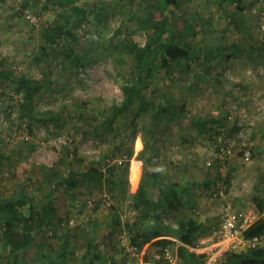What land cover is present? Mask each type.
<instances>
[{"label": "rangeland", "instance_id": "1", "mask_svg": "<svg viewBox=\"0 0 264 264\" xmlns=\"http://www.w3.org/2000/svg\"><path fill=\"white\" fill-rule=\"evenodd\" d=\"M142 1L75 0L76 4L83 5L87 10L86 22L74 29L79 36L81 52L88 57H97L95 62L88 64L84 73L76 75L69 66L61 65L59 60L47 62L48 59L43 57L40 63L36 61L44 52V28L54 21L65 23L67 19L69 8L63 0H56L55 4L48 0H0V55L15 71L47 82L38 93L37 120L32 122L20 117L17 106L20 99L13 89L9 86L0 88V154L10 157L0 164V196L13 194L20 184L26 185L28 195L42 202L50 188L41 182L40 167L57 163L64 157L65 149H77L76 162L81 169L103 164L107 178L108 166L104 159L117 146H122V153L107 163L116 165L120 168L117 171H121L128 163L129 151L133 149L128 189L132 193L137 190L140 180L136 187L134 182L139 172L142 176L145 158H149L151 153H147L143 161L139 160L144 148L141 134L131 142L136 124H121L117 131L95 130L84 136V129H92L90 123L71 118L65 123L66 127L59 130L53 124L43 122L40 117L47 112H73L76 104L96 109L123 100L120 84L125 78L120 72L125 75L131 59L118 49V45L131 39L145 43L144 33L138 28L136 20L132 19L137 2ZM220 1L181 0L180 6L171 7L179 29H183L187 21L196 25L200 31L196 39L200 48L211 46L213 42L218 44L220 40L231 45L241 38L238 43L240 48L233 46L226 52L228 60L216 52L212 68L203 62L202 57L195 58L190 73L181 72L173 78L176 88L172 98L175 97L179 106L186 105L193 116L208 117L212 114L228 117V121L222 134L216 136V141L201 135L186 117L178 122H164L155 136V144L160 148L159 157L155 160L157 163L151 166V169L161 166L164 175L171 179L195 181L199 179L198 176L201 179L204 177L208 162L221 159L223 166L220 171L225 178H230L231 184L228 188L222 183L225 185V197L212 202L213 191H195V206L187 212V215L199 221L211 220L212 223L218 222L223 209L229 204L239 211H255L251 199L255 187H262L261 183L264 182V0L246 1L241 19L237 18L241 22L240 33L228 29L226 25L233 17V6L224 4L220 7ZM27 11L36 17V24L26 17ZM155 14L159 16L160 12L156 11ZM239 49L241 52H237ZM198 73L202 77L196 84ZM156 83L153 88L158 85L167 88L172 81L170 78H159ZM193 83L196 84L194 88L191 87ZM91 123L96 122L91 120ZM219 144L229 151L221 155L217 150ZM33 147L36 148L30 153ZM249 147L253 151L252 159L244 161L243 151ZM120 159L125 160L121 165L118 163ZM105 192L110 196L109 207H101ZM56 209L53 222L59 229L58 238L52 240L55 249L59 248L60 241L71 230L76 234V244L80 246L77 252L80 254L84 253L86 247L87 253H90L91 243L94 245L91 248L93 253H99L101 257L108 253L115 264L162 263L152 259L153 247L147 257L150 244L144 248L147 250L143 263L139 256L127 255L123 246L125 242L129 243L127 231L118 229L113 236L109 235L114 211L123 221L133 219L134 213L129 209V199H123L120 193L109 189L108 182L102 188L81 187L74 191L58 192ZM56 217L65 219L63 226H58ZM70 220L74 222L70 224ZM170 221L167 219V224L176 226ZM16 236L22 240L21 234L17 233ZM34 244L29 250L21 252L29 264L33 263L37 246L40 245L38 236H35ZM169 249L177 252L176 246ZM8 253L9 249L0 248V264H6ZM71 264L80 263L75 260Z\"/></svg>", "mask_w": 264, "mask_h": 264}, {"label": "trees", "instance_id": "2", "mask_svg": "<svg viewBox=\"0 0 264 264\" xmlns=\"http://www.w3.org/2000/svg\"><path fill=\"white\" fill-rule=\"evenodd\" d=\"M48 1L56 3V0ZM63 1L69 8L67 19L65 23L54 21L44 28L42 34L44 52L36 58V61L40 63L44 58L48 59L47 62L59 60L61 65L69 66L70 70L78 75L84 73L88 64L95 62L97 57L82 54L79 36L74 31L86 22L87 10L83 5L76 4L75 0ZM180 1L143 0L142 3L137 2V10L132 15V19L136 20L146 40L144 44L132 39L124 40L118 45V49L131 59L125 75L120 72V75L125 78L120 84L123 92V100L120 103L115 102L110 106L96 109L76 104L73 112H47L40 117L43 122L51 123L59 130L66 127L65 123H68L71 118L86 124L90 123L89 126L92 129H84V136L95 130L99 132L117 131L121 124L127 126L136 124L131 142H134L138 134H141L144 148L139 154V160L143 161L145 155L151 153L149 158H145L142 176L139 172L134 182L136 187L140 180L137 190L132 193L128 189V172L133 149L129 151L128 163L123 168L121 167V171H117L120 168L116 165L111 166L107 162L122 153V146H117L111 154L109 152L106 155L104 160L107 161L108 166L107 178H105L103 164L99 163L87 169H81L76 162L77 149L73 151L65 149L64 157H61L57 163L40 167L41 182L50 188L42 202L28 195L26 185L20 184L13 194L0 196V248L9 249L6 264H29L25 262L21 252L35 245V236L40 238V246H37L33 264H70L73 232L70 230L66 233L58 249H54L51 243L53 239L58 238L59 228L57 229L53 222L57 210V194L61 191H74L81 187L102 188L105 182H108L109 189L120 193L123 199H129V209L134 213L133 219L123 221L122 217L114 211L110 224V236H113L116 230L122 229L127 231L129 243L136 245L139 250H143L146 245L150 244L146 253L147 257L151 247L155 249L152 253L154 256L155 254L164 255L166 249L176 246V253L182 260L181 264H205L204 255L196 254L189 247L196 246L198 241L217 224L212 223L211 220L199 221L187 215V212L193 209L195 191L200 193L217 191L223 186L224 189L225 185L222 183L230 188V178H225L220 171L223 164L219 158L211 162L208 170L204 171L202 179L198 176L199 179L195 181L166 177L161 166L151 169V166L157 163L155 160L160 152V148L155 144V136L164 122H178L186 117L201 135L208 136L213 141L217 140L216 136L222 134L228 117H218L212 114L208 117L191 115L186 105L179 106L175 102V97L172 98L176 88L173 78L181 72L190 73L195 58L202 57L203 62L208 63L212 68L215 64L216 52L227 59L226 52L233 46L240 48L238 43L241 42V38L238 39V43L232 42L231 45L224 44L223 40H220L218 44L213 42L211 46L200 48L196 42L200 31L197 30L195 24L187 21L183 24V29H179L175 24V13L171 7L180 6ZM246 1L248 0L220 1V7L224 4L233 6V17L226 24L228 29L232 28L231 30L241 32V22L237 18L241 19ZM24 7H27V4H24ZM156 11L160 12L159 16L155 14ZM237 52H241L240 49ZM201 77L202 74L198 73L196 84L200 82ZM159 78H170L172 83L167 88L159 85L153 88L152 86L157 84L156 81ZM196 84L193 83L191 87L194 88ZM46 85L45 80H35L27 73L15 71L8 66L6 58L0 55V88L9 86L18 95L20 102L17 106L21 118H27L31 122L37 120L35 112L38 93ZM91 120L96 123H91ZM35 148H31L30 153ZM217 150L219 151V146ZM6 158L10 159L0 154V164ZM184 168L187 169L186 166ZM261 186L255 187L251 199L258 217L243 232V236L248 239L264 234V182ZM56 218L58 226H63L65 219ZM167 219H171L172 222H170L176 226L167 224ZM17 233L22 235V240L17 239ZM90 247L94 248V245L90 243ZM91 248L90 253H87L89 262L86 264L109 263L108 253L101 257L99 253H93ZM145 263L148 264V262ZM219 264H264V245L246 248L242 251H231Z\"/></svg>", "mask_w": 264, "mask_h": 264}, {"label": "built area", "instance_id": "3", "mask_svg": "<svg viewBox=\"0 0 264 264\" xmlns=\"http://www.w3.org/2000/svg\"><path fill=\"white\" fill-rule=\"evenodd\" d=\"M26 17L32 23H37V19L30 12L27 11ZM264 31V27H263ZM219 153L225 154L229 150L226 146L218 145ZM220 155V156H221ZM253 156L252 148H246L243 151L244 161H250ZM123 159H120L119 164L123 163ZM211 162L207 165L210 166ZM103 203L101 207L111 206L110 196L105 192L103 195ZM225 197L224 189H218L211 193V201H221ZM258 215L255 211H239L233 208L231 204L227 205L222 214L211 231L203 236L194 247H189L198 255H204L205 264H219L220 261L231 251H242L246 248H256L264 245V234L256 236L254 238H245L243 236L244 230L255 222ZM74 220H70L72 224ZM125 253L130 256H139L142 263L144 262L143 250H139L136 245L130 243H124ZM156 261H162L161 264H181L182 260L177 253H173L170 249H166L164 255L155 254L153 256ZM154 259V260H155ZM146 264V263H143ZM148 264H156L149 263Z\"/></svg>", "mask_w": 264, "mask_h": 264}, {"label": "crops", "instance_id": "4", "mask_svg": "<svg viewBox=\"0 0 264 264\" xmlns=\"http://www.w3.org/2000/svg\"><path fill=\"white\" fill-rule=\"evenodd\" d=\"M75 237V238H74ZM76 234H74L73 235V243H72V247H73V249H72V255H71V258H70V264H71V262L72 261H75V260H78L79 261V263L80 264H86V263H88L89 262V259H87V247L86 248H84V253H82V254H80L79 252H77L78 250H79V247L80 246H77V244H76ZM52 243V242H51ZM52 245H53V243H52ZM38 246H40V245H38ZM76 246H77V248H76ZM76 248V249H75ZM55 249V248H54ZM147 249H143V253H145V251H146ZM47 252H49V251H47ZM77 256L79 257V258H77ZM77 258V259H76ZM153 260L155 259L154 257L152 258ZM156 261V260H155ZM25 262L26 263H29V261H28V259L26 258L25 259ZM101 262H103L102 260H101ZM158 263L160 262V261H157ZM76 263H78V262H76ZM114 262H112V260H110L109 261V263L108 264H113ZM150 263H152V262H150ZM33 264V263H32ZM159 264H161V263H159Z\"/></svg>", "mask_w": 264, "mask_h": 264}]
</instances>
